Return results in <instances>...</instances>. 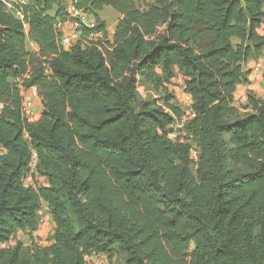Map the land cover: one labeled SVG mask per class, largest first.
Wrapping results in <instances>:
<instances>
[{
	"label": "trees",
	"instance_id": "obj_1",
	"mask_svg": "<svg viewBox=\"0 0 264 264\" xmlns=\"http://www.w3.org/2000/svg\"><path fill=\"white\" fill-rule=\"evenodd\" d=\"M71 6L74 15L66 0H29L23 22L0 1V264L115 253L125 264H264V99L235 101L245 64L264 55V0ZM106 7L120 15L113 42L99 16ZM68 22L81 38L65 50ZM175 70L192 118L172 139L184 112L168 93L163 107L138 103L137 83L167 90ZM32 88L43 111L31 123L22 109ZM35 153L34 177L47 184L27 187ZM43 205L49 245L35 236ZM18 232L30 244L1 246Z\"/></svg>",
	"mask_w": 264,
	"mask_h": 264
},
{
	"label": "rangeland",
	"instance_id": "obj_2",
	"mask_svg": "<svg viewBox=\"0 0 264 264\" xmlns=\"http://www.w3.org/2000/svg\"><path fill=\"white\" fill-rule=\"evenodd\" d=\"M151 2H157L158 0H149ZM69 9L70 5L66 1ZM99 16L106 23L107 30L111 33V29L114 28L115 24L118 22L120 15L111 7H106L102 11L99 12ZM92 37V38H91ZM90 39L98 40L96 37L91 36ZM28 48L31 51L33 50V46L28 44ZM247 74V82L244 85L239 86L238 90L235 93V101L238 107H244L249 99L250 94L257 96L258 98L264 99V55L259 59L250 60L244 66ZM159 74H162L159 71ZM185 76L178 70H175L174 77L168 83H166L165 88L167 90H157L153 85L138 81L137 83V91H138V103L140 102H151L157 106L163 107V101L165 97V93H168L173 97V103L177 105L185 114L183 121H188L192 118V100L189 99V96L185 92ZM24 97L32 101L33 107L38 116L41 115L43 111V105L40 103L41 99L38 96L30 97V95L23 93ZM40 99V101H39ZM244 111H242L243 113ZM183 121H175V123L170 127L171 138L176 139L180 135V130L182 129ZM193 159L197 160V154L194 151L192 153ZM33 184L35 187L43 186L47 184V180L42 177H33V180L29 182ZM53 225L52 223H48L41 229H38L35 234L36 238L39 240L41 245H49L51 243L52 235H53ZM26 243H29V240L24 239ZM30 244V243H29ZM103 260L97 264H125V259L123 256L115 253L113 258L102 255ZM45 264V263H40Z\"/></svg>",
	"mask_w": 264,
	"mask_h": 264
},
{
	"label": "built area",
	"instance_id": "obj_3",
	"mask_svg": "<svg viewBox=\"0 0 264 264\" xmlns=\"http://www.w3.org/2000/svg\"><path fill=\"white\" fill-rule=\"evenodd\" d=\"M6 7V9L9 12H12L16 18L20 19L21 21H25L24 19V7L28 4L29 0H0ZM80 14V13H78ZM96 24L91 25L90 27L93 28L95 27ZM25 27L26 29H28L27 24L25 23ZM80 27V25L78 23L75 22V28L76 31L72 36H65L63 35L62 40H61V44L62 47L65 50H69L74 44H76L80 38H81V33L78 32V28ZM93 37H96L97 39L102 37V34L98 33V34H94ZM35 89V88H32ZM31 90V89H30ZM33 96H37L38 97V93L37 90L35 89V91L32 92ZM190 99V97H189ZM2 108V104H0V109ZM23 114L26 117V119L29 122H36L39 119V116L37 115L34 107H33V103L32 101H30L29 99L24 97V102H23ZM185 122V121H183ZM182 122V124H183ZM2 154V150L0 149V155ZM37 166H38V158H37V154L35 153L33 155L31 164H30V168H29V172L27 173V175L24 177V184L25 186H32L35 187L33 184H30L29 182L31 180H33L34 175H37L36 170H37ZM39 227L38 229H41L42 227H44L45 225H47L48 223H52V218L49 212L48 207H44L42 206V208L39 211ZM54 228V225H53ZM26 237H24L22 235L21 232H18L16 235H14L9 241L2 243L1 246L3 248H10L16 245V243L18 241H22L24 242L26 245H28L29 243H26L25 240ZM101 259L103 260V258L100 255H94L92 257H87V262L89 264H97L101 261Z\"/></svg>",
	"mask_w": 264,
	"mask_h": 264
},
{
	"label": "crops",
	"instance_id": "obj_4",
	"mask_svg": "<svg viewBox=\"0 0 264 264\" xmlns=\"http://www.w3.org/2000/svg\"><path fill=\"white\" fill-rule=\"evenodd\" d=\"M68 3H69V5H70V12L74 15L75 13H74V9H73V7L71 6V4H72V0H66ZM77 16L78 17H80V19H81V21L87 26V27H90L91 25H93V24H96V22H95V18H94V16H92V15H89V14H77ZM119 19H120V17H119ZM119 21V20H118ZM118 23V22H117ZM117 23L115 24V26H114V28L113 29H111V33H110V29H109V31H108V38H109V40L111 41V42H113V40H114V34H115V29H116V26H117ZM27 31H28V29H27ZM75 31H76V28H75V22H68V23H65L64 25H63V27H62V32H63V35H65V36H72L74 33H75ZM32 46H33V50L34 51H37L38 50V47H37V45H35V44H33V43H30ZM36 89V88H35ZM35 89H31V90H28V91H25V94H26V92H27V94L28 95H30V97L31 96H33V94H32V92L33 91H35ZM239 89V88H238ZM237 89V90H238ZM39 101H40V99H39ZM40 103H41V101H40ZM40 117V116H39ZM45 208L47 207V205H43ZM52 225H54L53 224V222H52Z\"/></svg>",
	"mask_w": 264,
	"mask_h": 264
}]
</instances>
